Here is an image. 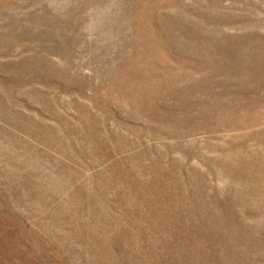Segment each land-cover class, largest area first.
I'll return each mask as SVG.
<instances>
[{"label":"rangeland","instance_id":"obj_1","mask_svg":"<svg viewBox=\"0 0 264 264\" xmlns=\"http://www.w3.org/2000/svg\"><path fill=\"white\" fill-rule=\"evenodd\" d=\"M0 264H264V0H0Z\"/></svg>","mask_w":264,"mask_h":264}]
</instances>
